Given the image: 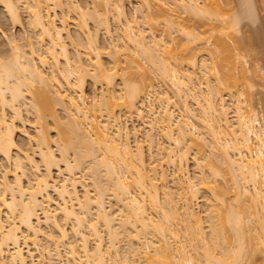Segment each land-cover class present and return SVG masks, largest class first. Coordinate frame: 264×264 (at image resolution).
<instances>
[{"label":"bare ground","instance_id":"1","mask_svg":"<svg viewBox=\"0 0 264 264\" xmlns=\"http://www.w3.org/2000/svg\"><path fill=\"white\" fill-rule=\"evenodd\" d=\"M98 1L88 11L78 0H0L9 24L22 25L24 11L30 30L9 37L0 27L8 46L0 49V167L8 166L0 174V264H252L256 255L264 263V123L235 90L239 53L216 36L221 59L209 52L207 67L198 43L212 35L203 39L177 19L187 12L238 30L239 13L225 17L216 0H135V17L120 0ZM249 4H241L247 17ZM67 13L84 51L67 47ZM177 30L184 40L175 47ZM174 47L191 49L185 68ZM136 57L159 75L156 83L145 82ZM86 76L101 86L91 100ZM189 149L196 182L183 173ZM155 161L172 165L174 175ZM217 178L227 184L218 187ZM197 196L206 200L205 227Z\"/></svg>","mask_w":264,"mask_h":264},{"label":"rangeland","instance_id":"2","mask_svg":"<svg viewBox=\"0 0 264 264\" xmlns=\"http://www.w3.org/2000/svg\"><path fill=\"white\" fill-rule=\"evenodd\" d=\"M95 1H97V0H95ZM101 1L102 0H100V2ZM120 1L123 3L124 9L126 10V12H127V14L129 16L140 17V12H139V8L140 7L138 6L140 4H137V2L135 0H120ZM205 1H207V0H205ZM247 1H249V3H250L249 5L251 6V8H250V10H252V16L251 17H247L248 14L246 16V13H244V12H246V9L245 10H242L243 9V5H241V4H242L243 0H216V2L218 3V5L222 9L223 13L226 14L225 17L231 16L233 14L238 16V14H236V13H239V16H238V18H239L238 21L239 22L237 23L238 24L237 25L238 30H235V28L234 29L226 28V27L223 28V25H225V24L222 23L221 21H218L216 19L215 20L213 19L212 21L211 20L208 21V20L204 19V17L203 18H199L200 16L197 17L195 15L191 16V14L188 15L187 12H186V14L184 12H181V13L179 12L180 16L177 19H179L178 21H180L179 24L181 25V27H183L186 30L194 31L196 33L199 32L198 34H200V36L203 39L206 38V37H209L210 35H212L210 37V41H209L210 43H208V42L205 43L203 41H201L203 43H201V42L198 43V41H197V43L199 45L196 44V46L198 45L201 48L203 47L200 51H198L197 54L198 55H199V53H200V55H202V53L205 54V56L203 55L205 57V59H204L203 56H201L202 58L199 57L200 55L197 56V54L194 51V49L192 50V51L195 52L196 58H200L202 60L203 59L206 60V58H207V60L205 61V62H207L206 63L207 64V67H208V64L210 63V60L208 59L209 57L207 55V54H209V52H213L214 53L211 56H216L217 59L220 57L219 60L221 59V55L222 54L220 55V51L218 49H215L214 48L215 46L213 45V43L215 44V41L214 40L216 39V36L218 38L220 36V38H222V39L225 40V43H227L230 47H232V49L234 50V52L236 51V53H239L238 55L240 56V58H239V56H236L237 57L236 59L238 60L237 68L233 70V72L235 71L234 73H235V75L237 77V80H238V85H237V87H236L235 90L242 91L244 93L243 95L248 98L247 102L244 103V105H246V106L247 105H251L254 108L255 112L260 117V119L264 123V0H247ZM78 2L84 8L86 7L85 9L90 8V10H88V11H91L92 10L91 7L93 6V4L99 6L96 2H95L96 4L94 2L92 3V0H78ZM100 2L98 1V3H100ZM54 11L57 14L56 15V18L57 17H61L62 12L60 11V9L58 7H56L54 9ZM241 11H243V12H241ZM243 13H244V15H243ZM26 15L27 14L24 11H22L21 12V16H22V19H23L22 20L23 21L22 22L23 24L20 25V26H17V25L16 26H12V25L9 24V22H8L5 14H4V11H3L2 7L0 6V27H1V29L9 37L17 36V35H19L21 33H23L24 35H28L30 33V30H29V27L27 25V16ZM66 15H67V25H66L67 26V30L66 31L68 32V35H70V38L67 37V32L64 31L65 32V41H66L67 47H68V49L70 50V53H71L73 51V49H74V43H76V45L78 44V40L76 38V37H78L77 36V33H78L77 28L78 27L75 24L76 23V19H75V16L73 15V13H67ZM57 21H58V19H57ZM87 22H88L89 26H93L94 27V25H95L94 20L87 18ZM92 22H94V24ZM163 26L164 25L162 23L160 25H158L157 28L159 30L156 28L157 29L156 31H160V27H161V30H162ZM211 26L214 27V29L211 28ZM98 31H99L98 34L100 36V33H101L100 32V29ZM173 36L175 37V41L176 42L175 41L172 42L173 43L172 46L178 47L177 45L179 43L177 44V42H180V41L184 40L183 35H181V33L177 30L176 32H174V35ZM103 37L102 36L99 37L100 38V41H99L100 44L101 43L103 44L102 47H104V45L106 44V42L108 43V39H106V38L103 39ZM194 43L195 42L188 43L189 44L188 47H190V44H191V45H193L192 48H195L194 47L195 46ZM6 44L7 43H5L3 41V38L0 35V49H1L2 46L8 48V46H5ZM106 46H107V44H106ZM175 47H174V50H175ZM79 48H80L81 51H84L82 45H79ZM101 49H102V53H101L102 61H104V63L106 64V66H109L111 64V62L109 61L110 58H108V53L105 52L106 51L105 48H101ZM106 49H108V48H106ZM198 49H196V50H198ZM176 50H175V52H177L180 56L181 55L184 56L186 54L188 56V53H189V51L191 49H188L189 51H187V50L184 49V51L188 52V53L185 52L186 54H180V53H183V52H181L182 50L181 51L179 49H176ZM191 53L192 52H190L189 54H191ZM178 54H177V56H178ZM119 56L121 58L123 57L121 55H119ZM136 58L139 59V64L141 66V67H139V70L141 71V68H142V71H144L145 74L147 75V77H146L143 74L146 77V79H145L146 81L145 82H148V83L149 82L156 83L158 81V78L156 76L159 77V75L158 74L155 75L154 71H151V68L149 67V64L148 63L140 60V58H138V57H136ZM217 59H214L213 58L211 62L214 61L216 63V65H218V63H220V62ZM122 60H123V62H122ZM197 60H198L197 62H199V63L202 61V60H199V59H197ZM187 61L188 60L186 59V56L178 59V62H180L179 65H181V67L183 66L184 68L186 67L184 65H186L188 63ZM169 62H171V60ZM214 62H213V65L215 64ZM120 63L122 65H124L125 61H124L123 58L121 59V62ZM199 63H198V65H199ZM130 64H128V65H130ZM134 64L135 63H133L132 65H134ZM225 66H223V67H225ZM119 67L121 68V66H119ZM227 67L231 68L229 65H227ZM89 68H90V73H91V71H92L91 69L92 68L91 67H89ZM134 68H135V66L133 67V70L135 71ZM225 69H226V67H225ZM208 70L211 71L210 68H208ZM142 71L140 73H142ZM137 72H139V71H137V69H136V72H133L132 78L134 76V78H135L134 80H136V78H138V76H139V74ZM131 73H132V71H131ZM88 77H90V76L88 75ZM139 77H141V76H139ZM89 79H91V80H89ZM116 80H117V83H119V74H116ZM85 81L86 82L84 83L85 84L84 85V94H85L86 97H88L91 100L92 97L94 96V93L95 92L96 93L97 92L99 93V91L101 90V86H100V84L98 82L97 83L91 82V81H93L92 78H87V76H86V80ZM164 82H165V84L168 87L170 86V84H169V82L167 80H165ZM203 87H204V85H203ZM148 89L149 88H147L146 90H148ZM170 90H172V89H170ZM221 91H223V93L222 92L221 93L223 94L224 98L225 97L227 98L228 95H226V94H228V93L226 92V90H221ZM117 109H119V111H120L121 114L122 113L124 114V112H126L124 110V108H122L121 106L120 107H116V110ZM121 110H123V112H121ZM194 112H196V110H194ZM22 113H23V111H22ZM116 113H117V111H116ZM126 114H127V112H126ZM126 114H124V115H126ZM22 115L26 116L27 114L26 113H23ZM60 115H63V113L61 112ZM131 115H132V113H131ZM28 116L32 117L31 114L30 115L28 114ZM27 118L28 117L26 116V119ZM134 118L135 117H134V114H133L131 116V118H130L132 120H130V121L128 120L127 121V123L129 124L130 127H131V124L137 123V120H134L133 121ZM193 121L195 123H197V125H198L199 122H197V120H196L195 117L193 118ZM25 128H26V130L29 133L33 134V132H34L33 123L31 121H29V118L25 122ZM201 130H205V129L202 128ZM49 134H50V136L52 138L55 137V131H54V129L52 127L49 130ZM143 134L144 133H141V135L139 136V138L141 140V144H142V147H143L142 149L145 151L144 152V154L146 155L145 158H147L148 159L147 161L149 162L150 161V153H149L148 145H147V142H146V137L144 139V135L145 134L144 135ZM16 139L18 141L23 140V138L20 137V135L17 136ZM166 145H165V147H166ZM191 148H193L192 145H191ZM53 149H55V146L53 147ZM190 149L188 151V157H187L188 159L186 160L187 163L184 164V165H186V167H185L186 170H183V173L188 174L193 180H195V178H196V180H195V182H196L197 181V178H198V177H196L198 170H197V168H196V166L194 164V161H193V149L194 148L192 149V151H190ZM204 150H205V147H204ZM55 154H57V149L55 150ZM69 156H72V155L70 154ZM159 156H160V154H159ZM159 156L156 155V154H154V152H153L152 159H158ZM36 159H37V157H36ZM162 162L163 161H161V163L159 164L158 161H155V163H157V167L158 168L163 169L166 173L169 174V176L174 175V174H172V172L174 171L173 170V167H171L172 165H168L169 163H162ZM2 168H8L7 164L4 161H1L0 174H1ZM184 171H186V172H184ZM53 174L55 175V172H53ZM198 174H199V171H198ZM84 177H83V179H84ZM86 178L87 177H85V181H86ZM217 179H218V187L227 184V182H225L224 179H221V178H217ZM88 182H89V179H87L86 183H88ZM169 183L172 184V182H169ZM171 184H169V187L174 190L176 186L175 185H172L171 186ZM216 184H217V181H216ZM78 189H80L79 186H78ZM177 192H178L177 190H174V193L175 194ZM175 194L173 196H177ZM199 194H201V192ZM199 194H197V195L199 196ZM53 196L55 198V195H53ZM198 196H197L196 200L194 199L195 201L193 200L194 202L192 201L194 203V204L193 203L192 204H193V207L195 208L197 214L201 216L202 222H203V220L205 221V217H204L205 216L204 215L205 214V211H204V209H205V206H206L205 205V201L206 200L204 199L205 197L202 198V196H200V197H198ZM228 196L231 197V195L228 194L226 196L227 199L230 198ZM161 197H162V195H161ZM228 200H230V199H228ZM2 214H4V212H2ZM206 222L207 221H205L203 223L204 227H205V225H207ZM67 227L69 228V225H67ZM68 228H67V230H68ZM205 229H207V227ZM262 258L259 255H256L255 258L253 259L255 261L252 262V264H264Z\"/></svg>","mask_w":264,"mask_h":264}]
</instances>
